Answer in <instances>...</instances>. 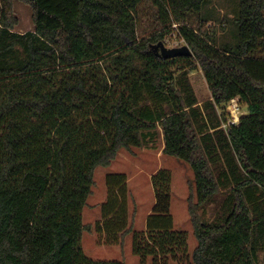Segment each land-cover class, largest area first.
Masks as SVG:
<instances>
[{"label":"trees","instance_id":"trees-1","mask_svg":"<svg viewBox=\"0 0 264 264\" xmlns=\"http://www.w3.org/2000/svg\"><path fill=\"white\" fill-rule=\"evenodd\" d=\"M19 1L31 10L24 32L15 31L14 0H0V264H126L84 253L91 226L82 210L96 167L156 131L164 154L193 171L187 210L196 245L189 253L187 232L173 227L171 173L160 168L133 252L151 264H264V0H239L233 44L200 17L203 0H147L157 24L145 37L137 34L142 0ZM173 31L191 56L150 48ZM197 68L211 97L202 106L188 80ZM233 97L246 114L223 125ZM126 182L108 175L117 196L104 217L126 215ZM222 195L205 222L199 212ZM102 221L109 243L131 231Z\"/></svg>","mask_w":264,"mask_h":264},{"label":"rangeland","instance_id":"rangeland-1","mask_svg":"<svg viewBox=\"0 0 264 264\" xmlns=\"http://www.w3.org/2000/svg\"><path fill=\"white\" fill-rule=\"evenodd\" d=\"M13 5L18 18L15 31L31 30L33 24L29 6L19 0H14ZM238 9L239 0H203L199 14L200 17L210 18L212 22L210 23L216 25L219 42L233 44L237 35L235 19ZM137 15L138 37L150 35L157 24L153 5L147 0H142L137 7ZM164 44L167 47H178L186 43L176 31H173L165 36ZM188 80L199 105H203L211 98L207 82L200 69L197 68L190 72ZM240 111L241 115L246 114V106L241 104ZM221 112L225 113L224 124L226 125L227 111L221 110ZM156 132L155 136L147 139V142L141 147H133L132 150L121 149L109 166H98L94 170L92 192L87 197L82 210L83 223L90 225L91 228L85 230L81 238L83 251L91 259H121L124 256L126 264H151L150 255H147L146 262H143L141 256L133 252V236L134 230H145L147 215L151 212L155 202L151 175L160 168H166L171 173L170 212L173 216V227L175 230L187 232L189 253L195 247L196 239L193 235L187 210L188 185L189 182H193V171L184 160L164 154L162 133L161 131ZM113 173L127 176L125 192L123 193V199H126L124 202L126 215H119L111 219L104 217L106 216L104 215V205L107 204L109 208L108 200L117 196L116 185L110 186L111 184L108 183V175ZM222 200L223 195L218 196L199 212L205 222H211L214 219ZM98 220H104L101 222L102 227H109L114 230L121 227L131 231L124 237L122 234L117 242L109 243L105 236V230L100 232L97 229ZM169 262L175 264L173 260H169Z\"/></svg>","mask_w":264,"mask_h":264},{"label":"water","instance_id":"water-1","mask_svg":"<svg viewBox=\"0 0 264 264\" xmlns=\"http://www.w3.org/2000/svg\"><path fill=\"white\" fill-rule=\"evenodd\" d=\"M150 48L156 53V55L162 56L163 58L192 55V51L187 44L178 47H167L163 41H158L157 43L150 44Z\"/></svg>","mask_w":264,"mask_h":264},{"label":"built area","instance_id":"built-area-1","mask_svg":"<svg viewBox=\"0 0 264 264\" xmlns=\"http://www.w3.org/2000/svg\"><path fill=\"white\" fill-rule=\"evenodd\" d=\"M240 108L241 105L237 97H233L228 101V103L225 105V110L228 114L226 125L238 123L241 116Z\"/></svg>","mask_w":264,"mask_h":264},{"label":"crops","instance_id":"crops-1","mask_svg":"<svg viewBox=\"0 0 264 264\" xmlns=\"http://www.w3.org/2000/svg\"><path fill=\"white\" fill-rule=\"evenodd\" d=\"M208 101V100H207ZM199 105V104H198ZM199 106H202V105H199ZM148 139H150V137H147ZM147 140V139H146ZM163 145H164V141H163Z\"/></svg>","mask_w":264,"mask_h":264}]
</instances>
